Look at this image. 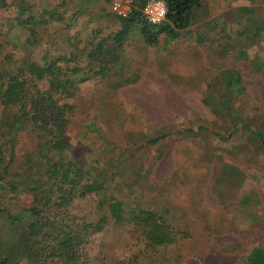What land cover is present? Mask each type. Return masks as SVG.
Instances as JSON below:
<instances>
[{
	"label": "rangeland",
	"instance_id": "obj_1",
	"mask_svg": "<svg viewBox=\"0 0 264 264\" xmlns=\"http://www.w3.org/2000/svg\"><path fill=\"white\" fill-rule=\"evenodd\" d=\"M6 1L10 9L0 11V30L6 32L0 51L3 72H16L28 60L42 63L49 52L57 56L72 48L84 50L96 36H109L121 27L114 0H25L40 20L49 22L37 28L38 44L29 46L15 26L19 1ZM137 5L131 4V12ZM247 7L264 15V0H202L194 25L179 40L161 36L157 46L149 47L135 29L115 70L83 77L87 79L69 101L75 112L67 158L87 166L104 149L117 146L129 148L134 161L146 168L155 164L145 191L136 198L119 196L128 206L143 204L162 214L189 235L168 248L146 251L138 236L109 221L89 247L91 264H245L252 249H264V154L259 141L246 131L234 132L223 112L205 104L209 95L219 97L223 73L236 70L245 91L232 98V107L253 130L264 131V42L247 49V40L238 36L246 27L239 9ZM58 17L62 21H51ZM242 50L248 57L240 55ZM201 127V137L175 133L159 146L146 145L147 138L165 128ZM16 140L12 173L21 172L24 156L35 145L30 131ZM227 165L237 172V180L227 177L215 184ZM93 200L86 199L75 213L99 220L108 210H99ZM32 204V194L0 193V206L12 213Z\"/></svg>",
	"mask_w": 264,
	"mask_h": 264
},
{
	"label": "trees",
	"instance_id": "obj_2",
	"mask_svg": "<svg viewBox=\"0 0 264 264\" xmlns=\"http://www.w3.org/2000/svg\"><path fill=\"white\" fill-rule=\"evenodd\" d=\"M17 1L15 26L23 30L24 44L35 46L37 28L49 22L40 20L41 16L25 0ZM163 1L167 16L161 25H151L143 18L142 9L148 0H135L138 5L130 15H115L121 26L118 31L96 36L84 50L72 48L57 56L49 52L42 63L28 60L16 72L0 69V193L8 196L23 192L33 196L32 206L18 213L0 206V264H91L89 247L93 238L106 230L109 221L138 236L146 251L168 248L189 237L187 231L169 223L162 214L143 204L128 206L119 196L137 197L138 191H145L155 164L146 168L144 162L134 161L129 148L117 146L104 149L87 166L67 158L72 148L68 128L75 112L69 101L87 79L83 77L115 70L116 61L125 58V45L135 29L149 47L157 46L161 36L175 42L194 25L196 13L202 9V0ZM10 7L6 0H0L1 12ZM239 12V21L245 22L246 27L238 36L247 40V49L264 42V15L251 7ZM5 33L0 30V51L4 48ZM240 55L248 57L244 50ZM223 78L219 97L209 95L206 106L223 112L234 132L243 130L258 140L264 154V131L253 130L231 104L234 96L245 91L242 75L227 70ZM202 130L165 128L157 136L147 138L146 145L159 146L175 133L201 137ZM25 131H30L34 138V151L24 156L21 172L12 173L16 139ZM229 169L233 170L228 165L222 167L215 184L227 177L233 182L237 180V172ZM88 198L95 199L99 210H108L97 221L92 215L80 217L75 213V208ZM244 262L264 264V249H252Z\"/></svg>",
	"mask_w": 264,
	"mask_h": 264
},
{
	"label": "built area",
	"instance_id": "obj_3",
	"mask_svg": "<svg viewBox=\"0 0 264 264\" xmlns=\"http://www.w3.org/2000/svg\"><path fill=\"white\" fill-rule=\"evenodd\" d=\"M135 0H114L113 11L116 15L127 17L130 15V6ZM143 18L151 25H161L167 16V6L163 0H148L142 9Z\"/></svg>",
	"mask_w": 264,
	"mask_h": 264
}]
</instances>
